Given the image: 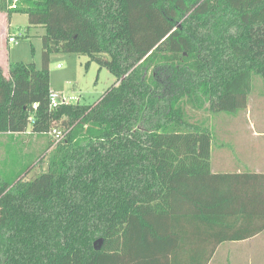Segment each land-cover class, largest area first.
Returning <instances> with one entry per match:
<instances>
[{
  "label": "trees",
  "instance_id": "16d2710c",
  "mask_svg": "<svg viewBox=\"0 0 264 264\" xmlns=\"http://www.w3.org/2000/svg\"><path fill=\"white\" fill-rule=\"evenodd\" d=\"M0 13L44 29L40 69L0 67V134L63 135L40 175L0 168V264H201L200 251L208 264L264 231V174L212 173L210 130L187 112L246 108L264 0H0ZM55 54L115 83L50 109Z\"/></svg>",
  "mask_w": 264,
  "mask_h": 264
},
{
  "label": "rangeland",
  "instance_id": "374dc122",
  "mask_svg": "<svg viewBox=\"0 0 264 264\" xmlns=\"http://www.w3.org/2000/svg\"><path fill=\"white\" fill-rule=\"evenodd\" d=\"M1 14L0 23L6 31V36L0 37L2 65L6 67L5 62L9 60L10 63H34L40 69L44 29L29 26L24 14H13L11 18ZM9 37L15 42L8 43ZM48 68L50 91L69 105H93L115 83L108 70L99 67L86 55H52ZM187 112L193 121L201 122L210 130L212 173L264 174V77L252 75L251 92L244 110L210 114L188 108ZM57 143L52 131L38 135L30 133L25 134V142L21 144L24 149L9 148L6 151L2 146L9 144L0 138V168L15 177L25 170L28 171L27 178L38 176L46 170V160L42 156ZM237 246L245 248L246 245L243 242L221 244L218 255L224 251L234 252L236 250L227 249Z\"/></svg>",
  "mask_w": 264,
  "mask_h": 264
},
{
  "label": "crops",
  "instance_id": "0c3cea01",
  "mask_svg": "<svg viewBox=\"0 0 264 264\" xmlns=\"http://www.w3.org/2000/svg\"><path fill=\"white\" fill-rule=\"evenodd\" d=\"M0 16H2L1 13ZM4 36H6V31L0 23V37H4ZM1 60L2 57L0 54V67L3 71V74L7 76L8 64L10 62H8L9 60H7L5 62L6 64L5 67L2 65L3 62H1ZM25 134H30V133L26 132L18 135L0 134V138H3V140L7 141L9 144V145H3L2 148L5 149L6 151H8L9 148L12 149L16 148L17 151L24 149V147L21 144L25 142ZM240 242L245 243L246 245L245 248H243L242 246H237L230 249L228 247L227 250H236V251L234 252L224 251L220 253L221 255H218L219 253L218 247L220 246L219 245L215 250L212 258L208 262V264H264V231L249 240L240 241ZM195 253H196L195 257L197 258L198 251L196 250ZM199 257L201 261L200 263L203 264V256L201 251ZM195 264H197V260L195 261Z\"/></svg>",
  "mask_w": 264,
  "mask_h": 264
},
{
  "label": "built area",
  "instance_id": "2783aa9c",
  "mask_svg": "<svg viewBox=\"0 0 264 264\" xmlns=\"http://www.w3.org/2000/svg\"><path fill=\"white\" fill-rule=\"evenodd\" d=\"M14 2H16V0H14ZM10 8H12V7H10ZM7 41H8V43H13V42H15V39L13 37H9ZM58 68H60L59 65H58ZM61 104H66V103H65L64 100H60L59 96L56 93L50 92V94H49V105H50V109H56ZM52 134H53V136L55 137V139L58 142L63 137L62 133L59 130H56V129L52 130Z\"/></svg>",
  "mask_w": 264,
  "mask_h": 264
},
{
  "label": "water",
  "instance_id": "95a60500",
  "mask_svg": "<svg viewBox=\"0 0 264 264\" xmlns=\"http://www.w3.org/2000/svg\"><path fill=\"white\" fill-rule=\"evenodd\" d=\"M102 239H98L93 243V248L95 251H100L102 248Z\"/></svg>",
  "mask_w": 264,
  "mask_h": 264
}]
</instances>
